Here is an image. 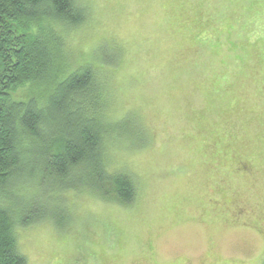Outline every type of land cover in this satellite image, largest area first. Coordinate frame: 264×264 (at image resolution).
Instances as JSON below:
<instances>
[{"label":"rangeland","instance_id":"obj_1","mask_svg":"<svg viewBox=\"0 0 264 264\" xmlns=\"http://www.w3.org/2000/svg\"><path fill=\"white\" fill-rule=\"evenodd\" d=\"M74 1L83 20L50 22L56 79L92 69L74 115L135 196L15 180L0 202L27 264H264V0ZM34 198L55 213L22 225Z\"/></svg>","mask_w":264,"mask_h":264},{"label":"trees","instance_id":"obj_2","mask_svg":"<svg viewBox=\"0 0 264 264\" xmlns=\"http://www.w3.org/2000/svg\"><path fill=\"white\" fill-rule=\"evenodd\" d=\"M85 15L74 0H0L1 192L15 194L10 187L28 174L54 190L88 186L123 203L135 196L130 176L101 167L103 124L89 113L74 115L93 94L92 69L83 66L56 79L58 35L50 22L76 24ZM41 88L47 96H41ZM30 202L21 209L22 225L55 213L37 200ZM15 224L12 211L0 202V264L28 263L18 249Z\"/></svg>","mask_w":264,"mask_h":264}]
</instances>
